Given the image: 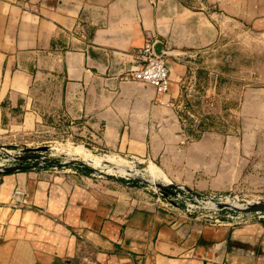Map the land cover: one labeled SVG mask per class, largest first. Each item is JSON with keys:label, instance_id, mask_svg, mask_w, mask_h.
Here are the masks:
<instances>
[{"label": "crops", "instance_id": "crops-1", "mask_svg": "<svg viewBox=\"0 0 264 264\" xmlns=\"http://www.w3.org/2000/svg\"><path fill=\"white\" fill-rule=\"evenodd\" d=\"M218 17L264 34V0H0V131L46 122L47 85L96 150L155 167L162 184L219 192L264 175V86L243 88L232 134L177 109L189 55L223 40ZM148 38L168 55L163 96L127 78ZM76 161L0 176V264H264L263 221L197 220Z\"/></svg>", "mask_w": 264, "mask_h": 264}, {"label": "rangeland", "instance_id": "rangeland-1", "mask_svg": "<svg viewBox=\"0 0 264 264\" xmlns=\"http://www.w3.org/2000/svg\"><path fill=\"white\" fill-rule=\"evenodd\" d=\"M218 18L225 26L223 40L189 55L188 72L179 81L181 93L177 109L185 122L195 123L197 129L232 134L240 128L237 104L243 88L264 86V34L241 22ZM161 54L168 61V55ZM50 90L45 85L41 90L45 95L39 98L53 102L52 106H46V122L31 129L0 131V166L41 167L51 162L60 170L77 159H85L102 170L95 178L124 182L129 186L138 181L136 187H148L160 200L166 202V197L171 198L157 187L156 184L161 183L157 178L162 175L155 167L139 165L132 159L104 156L105 152L93 147L87 127L69 123L65 117L56 115V99L51 98ZM27 154L32 157H25ZM182 194L185 200L177 206L197 220L215 223V219H219L220 223L229 222L234 226L246 223L248 218L264 222V210H246L264 202V175L248 176L242 185L225 191L193 193L185 188ZM220 195H226L224 204H218Z\"/></svg>", "mask_w": 264, "mask_h": 264}, {"label": "built area", "instance_id": "built-area-1", "mask_svg": "<svg viewBox=\"0 0 264 264\" xmlns=\"http://www.w3.org/2000/svg\"><path fill=\"white\" fill-rule=\"evenodd\" d=\"M159 0H149L151 4H156ZM141 65L139 68L130 71L127 74V78L139 81L146 85L153 86L157 94L159 96H163L164 94H167L170 90L171 85V76H170V67L168 65V61L165 59L164 54H158L155 50V40L148 38L144 45L141 47L137 54ZM13 160H17L16 158H13ZM66 162V161H65ZM13 164H9L8 166L1 165L0 166V176L4 174V169L6 167H10ZM41 167H44L43 165ZM54 170H57V166H52ZM184 186H176L174 193L169 194L171 198H167L166 202L161 201L162 205L165 207L168 206H177L180 201L185 200L184 195L182 194V190H184ZM226 195H220L218 204H224V198ZM160 199V198H159ZM178 207V206H177ZM238 218L240 216H237ZM264 217V216H263ZM248 220H245L244 222H247ZM216 223H220L219 219H215Z\"/></svg>", "mask_w": 264, "mask_h": 264}, {"label": "water", "instance_id": "water-1", "mask_svg": "<svg viewBox=\"0 0 264 264\" xmlns=\"http://www.w3.org/2000/svg\"><path fill=\"white\" fill-rule=\"evenodd\" d=\"M155 50H156V46H155ZM157 52V50H156ZM158 54H160V52H157ZM23 165H17V166H11V167H6L4 169V173H12V172H15L17 170H19L20 168H22ZM158 188H160L161 190L163 191H167L169 190V188L171 187H176L175 184H168V185H165V184H161V183H158L156 184ZM247 212H252V211H261V210H264V202L263 203H257V204H254L252 206H250L249 208L246 209Z\"/></svg>", "mask_w": 264, "mask_h": 264}, {"label": "trees", "instance_id": "trees-1", "mask_svg": "<svg viewBox=\"0 0 264 264\" xmlns=\"http://www.w3.org/2000/svg\"><path fill=\"white\" fill-rule=\"evenodd\" d=\"M25 157H32V156L27 154V156H25ZM34 157H35V156H34ZM23 159H24V157H23ZM53 164H54V163H51V162L48 163V162H46V164H45L44 167H45V168L52 167V166H54ZM29 168H31V166L23 165V167L20 168L19 170H21V169H29ZM84 170H85V172H87V173L93 171L91 168H88V167H86V166H84ZM122 181H123V180H122ZM137 182H138V181H134V182H133V185H134V186H135V185H138ZM174 190H175V187H171V188H169V190L164 191V193H165L166 195H169V194H171V193H174Z\"/></svg>", "mask_w": 264, "mask_h": 264}]
</instances>
